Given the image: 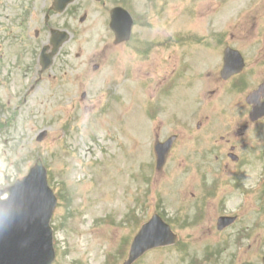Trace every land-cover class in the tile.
<instances>
[{
  "label": "rangeland",
  "instance_id": "374dc122",
  "mask_svg": "<svg viewBox=\"0 0 264 264\" xmlns=\"http://www.w3.org/2000/svg\"><path fill=\"white\" fill-rule=\"evenodd\" d=\"M32 1L0 0V190L41 161L58 201L53 264H122L155 213L179 243L135 264H261L264 121L251 129L246 97L264 83V0H75L51 15L50 26L69 37L40 76L48 36L35 41L34 30L44 20H19ZM116 5L136 15L125 46L108 44ZM226 48L242 54L248 90H234L233 77L224 84ZM176 69V83L162 85ZM155 100L159 112L149 118ZM238 129L257 133L229 136L244 158L236 163L225 139ZM172 135L156 170L152 146ZM237 214L233 229L217 230L220 216Z\"/></svg>",
  "mask_w": 264,
  "mask_h": 264
},
{
  "label": "water",
  "instance_id": "95a60500",
  "mask_svg": "<svg viewBox=\"0 0 264 264\" xmlns=\"http://www.w3.org/2000/svg\"><path fill=\"white\" fill-rule=\"evenodd\" d=\"M0 207V264H50L53 259L51 232L48 220L53 202L40 196H29L27 192L15 194ZM149 226L137 236L125 264H132L150 247L166 243L150 233ZM168 243V241H167Z\"/></svg>",
  "mask_w": 264,
  "mask_h": 264
},
{
  "label": "flooded vegetation",
  "instance_id": "af4514ba",
  "mask_svg": "<svg viewBox=\"0 0 264 264\" xmlns=\"http://www.w3.org/2000/svg\"><path fill=\"white\" fill-rule=\"evenodd\" d=\"M40 8V10H38V16L40 17L41 16V14H42V12L45 10V8H46V4L45 3H41L40 4V6H39ZM34 10H35V7H34V5L33 4H29L28 6H22L20 9H19V11H22L21 12V14H25V17H26V20H27V22L30 24V25H32V23H33V18H34ZM46 12L48 13L49 12V8H46ZM20 14V15H21ZM8 17H10L11 15L10 14H8L7 15ZM22 16H24V15H22ZM47 16V15H46ZM45 16V17H46ZM48 25H49V18H45L44 19V29L45 28H47L48 29ZM43 35H42V32H40V31H34V37H35V40H39L41 37H42ZM259 86H261V89H263L264 88V83H262V84H260ZM258 86V87H259ZM259 88H257V90H258ZM260 96L261 97H263L264 96V93H261L260 95L258 94V100H257V102H263L264 101V98L263 99H260ZM198 127H200V125H198ZM249 126H244V128L245 129H247ZM206 131L208 130L207 129V127H206V129H205ZM209 131V130H208ZM206 134V133H205ZM232 136V137H235V138H242L243 137V135H244V133H242L241 132V130H236V131H232V130H230L229 132H228V135H227V138L225 139L224 137H222L221 139H225L226 141H225V143L227 144V145H229V148H230V150H235L236 149V145L233 143V141L229 138V136ZM224 144V143H223Z\"/></svg>",
  "mask_w": 264,
  "mask_h": 264
}]
</instances>
